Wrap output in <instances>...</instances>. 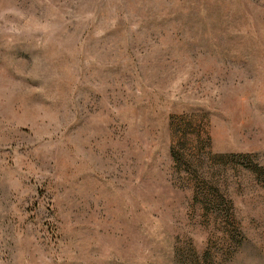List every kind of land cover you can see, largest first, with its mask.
Returning a JSON list of instances; mask_svg holds the SVG:
<instances>
[{"label":"rangeland","instance_id":"374dc122","mask_svg":"<svg viewBox=\"0 0 264 264\" xmlns=\"http://www.w3.org/2000/svg\"><path fill=\"white\" fill-rule=\"evenodd\" d=\"M0 264H264V0H0Z\"/></svg>","mask_w":264,"mask_h":264}]
</instances>
